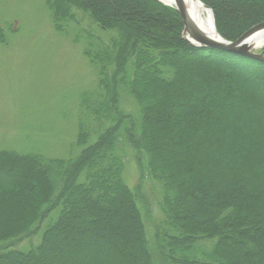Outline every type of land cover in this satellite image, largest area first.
<instances>
[{
    "label": "trees",
    "instance_id": "trees-1",
    "mask_svg": "<svg viewBox=\"0 0 264 264\" xmlns=\"http://www.w3.org/2000/svg\"><path fill=\"white\" fill-rule=\"evenodd\" d=\"M46 1L57 28L82 13L111 35L83 49L99 88L81 96L79 152H0V264H264V62L192 46L155 0ZM200 1L232 43L264 24V0ZM125 144L162 187L152 239Z\"/></svg>",
    "mask_w": 264,
    "mask_h": 264
},
{
    "label": "rangeland",
    "instance_id": "rangeland-1",
    "mask_svg": "<svg viewBox=\"0 0 264 264\" xmlns=\"http://www.w3.org/2000/svg\"><path fill=\"white\" fill-rule=\"evenodd\" d=\"M54 15L46 0H0V29L5 35L0 39V152L40 154L54 161L79 152L75 143L81 96L99 88L97 71L83 49L89 35L107 39L111 34L100 31L82 13L65 32L56 27L62 22L55 24ZM131 97L125 95L123 105L137 116ZM125 147V178L132 188H139L152 239L158 224H165L162 187L145 174L148 155L141 153L137 161ZM160 257L162 253L156 252L158 262Z\"/></svg>",
    "mask_w": 264,
    "mask_h": 264
},
{
    "label": "water",
    "instance_id": "water-1",
    "mask_svg": "<svg viewBox=\"0 0 264 264\" xmlns=\"http://www.w3.org/2000/svg\"><path fill=\"white\" fill-rule=\"evenodd\" d=\"M155 1L168 7H172V4L175 5V8L180 12L185 22V39L191 45L196 47L219 49L234 55H239L241 57L264 62V55L260 51H253V49L247 44V40L250 36L264 29V24L253 28L251 31L246 33L238 42L232 43L224 39L221 35H219V39L211 38L210 36L202 33L199 29H196L194 26H192L183 0H169V2H165L162 0ZM206 8L211 11L215 23L213 10L207 6Z\"/></svg>",
    "mask_w": 264,
    "mask_h": 264
},
{
    "label": "bare ground",
    "instance_id": "bare-ground-1",
    "mask_svg": "<svg viewBox=\"0 0 264 264\" xmlns=\"http://www.w3.org/2000/svg\"><path fill=\"white\" fill-rule=\"evenodd\" d=\"M162 1L169 2V0ZM183 1L192 26L211 38L219 39L220 36L217 32L211 11L207 9L200 0ZM172 7H175V5L172 4ZM247 44L254 51H262L264 49V29L250 36L247 40Z\"/></svg>",
    "mask_w": 264,
    "mask_h": 264
}]
</instances>
